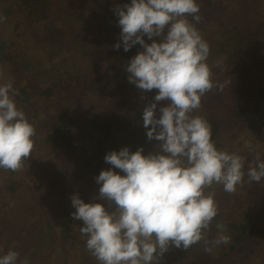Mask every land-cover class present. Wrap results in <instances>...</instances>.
<instances>
[{
    "label": "clouds",
    "instance_id": "1",
    "mask_svg": "<svg viewBox=\"0 0 264 264\" xmlns=\"http://www.w3.org/2000/svg\"><path fill=\"white\" fill-rule=\"evenodd\" d=\"M200 8L197 0H130L113 8L121 29L113 47L122 45L127 52L139 44L142 49L125 65L127 81L142 93L158 90L142 113L147 139L158 143L146 155L142 147L105 154L112 168L95 177L100 187L93 198L104 203H86L79 193L70 198L75 208L70 215L82 222L80 234L98 264H160L173 247L187 250L203 242L204 251L211 252L229 244L223 223L215 224L216 236L206 235L219 213L216 186L232 194L238 186L264 179L258 152L249 161L218 149L209 120L193 114L206 94L231 83L215 79L219 62L208 63L210 45L196 26ZM18 95L11 81L0 85V169L12 172L25 167L37 136L17 106ZM160 101L167 105L158 108ZM19 260L15 250L0 255V264Z\"/></svg>",
    "mask_w": 264,
    "mask_h": 264
},
{
    "label": "trees",
    "instance_id": "2",
    "mask_svg": "<svg viewBox=\"0 0 264 264\" xmlns=\"http://www.w3.org/2000/svg\"><path fill=\"white\" fill-rule=\"evenodd\" d=\"M9 1L14 2V5L8 4ZM263 1L202 0V3H199L202 20L196 25L198 29H216V25L222 27L220 31H214V29L212 30L214 32L211 31V40L203 37L210 45L208 63L215 65L219 62L220 64V68H214V71L215 79L221 83L225 81H231L232 83L243 80L248 67L247 64L253 66L252 64L255 63L256 58L261 57V53L264 51V14H262L259 8ZM111 2L109 0H3V5L0 6L2 12V14L0 13V17L4 18L0 20V24L2 23L1 21H5L6 17H9L11 18L9 21L15 30L13 37L0 35V74H2L0 75V82L5 84L11 81L13 83L19 92V95L16 97L17 106L24 112L31 105L33 97L38 98L37 100L41 102V105L46 104V106L53 105L56 107L58 111L55 115L56 117L52 118V111H50L48 118H41L40 120L43 128L41 130L36 128L40 132L46 131L44 141H47V143H58L68 149V147H72L71 143L76 141L79 136H90L95 132L96 128H99L98 132L101 134V137L95 141L96 144L94 146L91 143L89 144L91 155L96 153L98 157L96 168L99 169V173L102 164L105 162L104 152L108 153L109 149H111L110 151H119V147L120 149L128 147L131 150V147L135 146L140 139L143 142H149L146 137V129L142 123V113L145 105L152 100L158 91L153 89L150 92L142 93L134 84L127 81L125 65L142 49L139 44L133 46L127 52L123 50L122 45L119 49L113 47L120 40L119 34L121 29L118 25V17L115 15L116 19L113 21L115 23L109 24L108 22L111 19L108 18L110 16L108 18L104 16L106 21L103 23L107 27L104 30L100 28V24L97 21L91 23L94 20L97 8L102 9L106 6L113 10L108 6ZM125 3H130V0H121L119 5L122 6ZM217 9L219 11L222 10L220 14H217ZM216 15L218 19H216ZM214 17L215 19H213ZM58 18L64 23L61 30L57 31L56 37L59 43L49 45L46 41L49 39L48 35L51 32L50 25H53L55 19ZM189 20H191V17H189ZM78 24L80 28H78ZM36 28L41 29L44 34L39 36ZM144 39L147 43L151 42L147 37H144ZM154 39L159 41V38ZM39 42L43 43L41 47L44 51H41L43 53L46 52L45 55L53 52L58 57H56L57 60H52L47 55L50 58L49 60L47 59L45 62L40 60L38 63L33 62L36 57L33 54L38 52L35 50ZM41 51L39 56L36 57L37 59L42 57ZM221 53L224 57L219 60L218 55L220 56ZM89 57V60L92 59V61L88 63L87 59ZM99 62L104 64V68L98 75L89 77V82L87 83L82 84L81 82L74 85L71 89L66 88V84L72 79L69 76L76 73L82 76L84 73L83 69H85L84 66L92 67L93 64L95 66ZM103 79L110 81V85L106 87L108 91L106 93L110 97L108 96L109 98L103 99V107L93 112L92 116H88V113L81 115L79 113L80 109L86 101L90 102L91 93H95L99 87V85L95 86L96 82L105 81ZM141 96H144V99H141ZM72 101L75 103V106L72 105ZM128 102V106L132 110L131 114L128 113L131 117L130 126L133 127L135 132L129 134L126 140H123L122 145L115 144L116 140H120L126 129L129 128H126L128 119L125 114L127 113L123 114L121 109V106ZM166 105L167 101L157 102L158 108ZM193 114L204 116L209 120L212 126V139L218 149L238 153L241 141H234L235 136L231 134L236 133L227 131L226 129L229 126L232 128L237 125L241 127L242 123H240V119L249 123L253 128L260 125L262 121L264 127V78L255 89L254 96L248 100V104L239 111L231 112L224 110L220 113H208L205 112L202 105ZM29 121L31 123L34 122L32 120ZM76 122L87 125V128H82V126L77 127L78 124ZM77 131L80 132L77 133ZM262 132H264V128L261 131L262 136H264ZM37 136L35 138V145L39 141ZM97 142H99V146ZM150 142L153 143V145L152 143L150 144V151H153L158 142L154 139ZM146 144L148 145L149 143ZM93 147H100V149L95 152ZM101 150L104 152L102 153ZM35 152L36 149L34 147L25 167L22 168L23 170H28L31 167V159ZM84 156L85 154L81 157L83 158ZM91 159L85 157L82 160L85 164L86 162H90ZM22 169L19 171H23ZM19 171L12 172L0 169V180L3 182L5 192L8 195H12L18 188ZM77 174L79 175L78 172ZM66 175L67 173L64 172L63 181L67 179ZM98 175L90 172V176L84 180L85 185L86 183L90 185L86 190H83L84 186L81 185L82 183L78 184L77 182V178L80 175L78 177L75 176L76 187L72 188L75 191L69 194V198L74 193H79L80 198L86 203L90 200L99 202L100 200L93 199L98 194L100 187L95 181V177ZM52 180H57V178L53 177ZM237 188H243L245 196H236V192L232 194L226 193L225 203L219 204L218 194L223 192L221 186H216V200L218 201L219 213L213 221L211 233L206 234L209 239L216 236L218 233L215 224L223 223L228 229L226 234L231 237L229 244L213 247L212 250L215 249L213 252H205L203 242L198 244V248L192 246L187 250L173 247L164 254L160 264H249L248 260L250 258L255 259L263 254L264 234L258 235V233L264 230V226H260L256 222L254 213L247 212L244 209L237 210V207H233L234 204L231 201L239 198L240 203H244L246 198L254 199V202L256 200L260 201L261 198V200H264V182L260 184L253 183L251 186L244 184ZM227 206L232 207V209ZM72 208L74 207H71L70 210L68 208L69 216L63 222V228L59 230L61 243L68 245L70 248L79 240L78 233H76V229L74 228L78 221L73 218L70 219ZM34 209V207L28 208L30 215ZM5 218L1 219L0 227L6 224L4 222ZM46 230L50 229L46 228ZM45 234V236L50 237L49 241L52 242V230L50 235L47 232ZM11 235L12 237H8V239L14 238L15 241L13 244L11 240L8 242V249L19 252V262L22 264V261L26 258L29 264H36L33 262L32 253L38 254L41 245H34L33 241L36 239H40L41 242L44 241L45 237L43 233L40 230L30 229L26 226L11 230ZM22 241H25L23 243L26 244L25 246H21ZM249 242L250 247L248 249H241L240 246L243 243ZM84 245L85 242L79 245L82 252L85 251L84 248L86 246ZM29 248L30 250L26 252ZM237 248L240 249L239 254L233 256L237 252L235 251ZM231 253L232 255H229Z\"/></svg>",
    "mask_w": 264,
    "mask_h": 264
},
{
    "label": "rangeland",
    "instance_id": "3",
    "mask_svg": "<svg viewBox=\"0 0 264 264\" xmlns=\"http://www.w3.org/2000/svg\"><path fill=\"white\" fill-rule=\"evenodd\" d=\"M110 5H108L110 8H114L115 6L119 5L121 0H109ZM198 3H202V0H197ZM6 4V3H5ZM8 4L14 5V2L9 1ZM3 5V0H0V6ZM264 14V1L262 2L261 7L259 8ZM222 11V10H221ZM221 11L218 9L216 10L217 14H220ZM0 13L2 14L1 10ZM111 19L108 23L114 24L113 22L116 17L113 13V10L107 8L104 6L102 9L97 8L96 13L94 16V20L91 23H95L96 21L98 24H100V28L102 30L106 29V25L103 23L106 21L104 18ZM6 17V16H5ZM60 18V17H59ZM55 19L53 25H50L51 32L48 35V40L46 41L47 44H53L56 45L59 43L57 40L58 38L56 35L58 34L57 31H60L64 23H62L60 20ZM9 17L5 18V21H1L0 24V35H6L8 37H13L15 30L13 29V25H11V22L9 21ZM215 19V17L213 18ZM216 19L217 15H216ZM3 20V19H2ZM15 20V19H14ZM78 28H80L79 24L77 25ZM220 25H216V29L211 28L210 30L199 29L202 37H207L210 40L212 39V32L220 31L222 27H218ZM214 29V31H212ZM39 36H42L44 33L41 29H37ZM35 31V32H36ZM42 33H41V32ZM212 31V32H211ZM213 43V41H212ZM43 43L39 42L37 44V49L35 51H38L37 53L33 54L36 57L39 56L40 51H44L42 49ZM48 45V46H49ZM49 48V47H48ZM41 51V52H42ZM46 53V52H45ZM41 53L42 57L36 58L33 62L38 63L40 60L43 62L49 60L51 57L52 60H57L55 54L53 52L47 53ZM219 60H221L224 56L221 53L220 56L218 55ZM58 58V57H57ZM90 57L87 59V62L89 63L91 60H89ZM253 66H250L247 64V69L245 73V77L243 80H238L235 82H232L230 84H226L222 91H216L213 90L212 92H209L206 94V96L202 100V105L205 109V112L208 113H220L224 110H228L231 112L239 111L243 107H245L248 104V100L254 96L255 89L257 86L261 83L262 79L264 78V51L261 53V57L256 58V61H254ZM85 69H83L84 73L82 76H79L77 73L73 74L71 77V81H68L66 84V88L71 89L74 85L79 84L82 82V84L89 82V77L91 78L93 75H98L104 68V64L102 62L96 63L92 65V67L84 66ZM126 75L127 72L125 71ZM89 75V76H86ZM80 77V78H79ZM88 77V78H87ZM105 81L96 82L95 86L99 85L95 93H91L92 97L90 98V102L86 101V103L83 105V107L80 109L79 113L83 115V113H88V116H92L93 112L97 111L98 108L103 107L102 102L103 99L109 98V94L106 92V87L110 85V81H107V79H103ZM80 81V82H79ZM4 83L0 82V85ZM109 96V97H108ZM38 99V98H37ZM36 97L32 98L31 105L26 108L25 113L27 118L29 120L34 121L33 125L37 129H42L43 125L40 123L41 118H48L49 112L52 111V118H55L56 113L58 111L56 110V107L53 105L46 104L41 105V102L38 101ZM66 102V101H64ZM128 103H125L121 106V109L123 111V114L127 115V126L125 133L123 134V137L120 140H116L115 144H121L123 140H126L129 134L134 133L133 127L130 126L131 124V117L128 113L131 114V109L128 106ZM72 105L75 106V103L72 101ZM117 107V106H115ZM36 110V112H34ZM255 115V114H253ZM255 118V116H253ZM130 118V119H129ZM43 120V119H42ZM56 121V119H55ZM240 123H242V126H235V127H228L226 130L230 132H235L234 135L235 139L234 141H241L240 150L238 154H241L245 156L249 161L254 159L255 153H259L261 155V158L264 159V136H262L261 131H263V122H260V125L256 127H251L249 123L244 121L243 119L239 120ZM93 122V121H92ZM78 124L77 127L82 126V128H87V125L81 124L80 122H76ZM75 123V125H76ZM129 124V125H128ZM96 125V124H95ZM262 125V128H261ZM99 128L95 129V132L93 134L89 135H83L79 136V138L76 139L73 143H71L72 147L64 148L63 145H59L58 143L51 144L47 143V141H44L46 131H37V138L39 141L36 142L35 149L36 152L33 153L32 165L28 168V170L19 171V182L17 183V189L12 195H8L5 192V186L3 182L0 180V221L3 217L5 218V223L0 227V255L5 254L8 249V242L11 240L12 244L15 241L14 238L11 235V230H16L17 228H23V227H29L30 229H37L40 230L43 235L47 232L50 235V232L52 230V242L49 241L50 237H47L44 235L45 239L44 241H40V239H36L33 241L34 245H38L41 247L39 248L38 254H33V262L36 264H98V261L96 258L88 251L86 250V247L84 248V252H82L81 247L79 246L82 242L84 243L86 241L85 237H82L80 234V227L82 226V222L78 221L76 226L74 227L76 229V233H78V242L73 247H69L68 245H64L60 241L59 237V230L63 228V222L66 220V218L69 216V210L71 209V200L69 198V194L75 191L72 189L74 186L76 187V177L80 175V177L77 178L78 184L82 183L81 185L84 186L83 190H86L90 185L86 183L84 180L87 179L88 176H90V172L98 175L99 169L96 168L97 166V159L96 153H93L91 155L89 151V144L91 143L93 146L96 144V140L101 137V134L98 132ZM80 131H77V133ZM120 133V132H118ZM264 133V132H262ZM230 134V133H229ZM84 138V139H83ZM98 146H99V142ZM144 143V144H142ZM146 143H149L148 145ZM152 142H143L141 139L135 146H132L131 152H134L137 150V148L142 147L144 149L143 154H147L150 151V144ZM153 145V143H152ZM249 146L251 148L255 149V152H250ZM118 147V146H116ZM95 152L100 149V147H93ZM111 149H109L110 151ZM120 150V147L119 149ZM102 151V150H101ZM104 151H102L103 153ZM250 152V154H249ZM107 152H104V156ZM85 154V156L82 158L81 156ZM98 155V154H97ZM247 155V156H246ZM85 157L92 158L90 162L83 163V160ZM35 163H34V162ZM109 168H112V166L106 162H104L101 166V170H107ZM116 172H120L119 169H113ZM67 173L66 177L67 179H64L63 181V173ZM79 173V175L77 174ZM120 174L123 175L121 172ZM53 177H56L57 180H52ZM52 180V181H51ZM57 181V182H56ZM63 181V182H61ZM55 182V183H52ZM264 182V179L261 180L260 183ZM259 183V184H260ZM223 193L218 194V201L219 204H224L226 201L227 194L222 190ZM6 193V194H5ZM245 196L243 188H237L236 196ZM264 196V194H263ZM247 197V196H246ZM245 197V198H246ZM261 198V196H259ZM258 198V197H257ZM240 199V198H239ZM236 199L235 201H231L233 207H237V210L244 209L247 212H252L255 214V220L256 222L261 226H264V200L255 201L251 198H246V201L244 203H240V200ZM70 201V202H69ZM99 203H104V201H99ZM251 203V204H250ZM38 204V205H36ZM230 204V202H229ZM228 204V205H229ZM29 207H34L35 209L31 211L28 210ZM228 207V206H227ZM69 208V210H68ZM232 209V207H228ZM74 208H72L71 213ZM243 210V211H244ZM70 219H72V216L70 215ZM46 228H49L50 230H46ZM262 231V230H261ZM264 230L262 232H259L258 235H263ZM29 235V234H28ZM27 238H29L27 236ZM8 239V240H7ZM84 240V241H83ZM10 242V243H11ZM40 242V244H38ZM25 241L21 242V246H25ZM63 244V245H62ZM199 244V243H198ZM198 244L193 245L195 248H198ZM249 243H243L241 245V249H248L250 247ZM85 246V245H84ZM32 247V245H31ZM65 247V248H63ZM30 248L26 251L28 252ZM215 250V249H214ZM212 250V252L214 251ZM240 249H236V254H239ZM77 251H79L77 253ZM25 252V253H26ZM32 252V251H31ZM234 253V252H232ZM229 254V255H232ZM26 259V258H25ZM24 259V260H25ZM29 259V258H28ZM23 260V261H24ZM22 261V262H23ZM249 264L257 263V264H264V253L260 256L254 258H250L248 260ZM18 264H21L18 261Z\"/></svg>",
    "mask_w": 264,
    "mask_h": 264
}]
</instances>
